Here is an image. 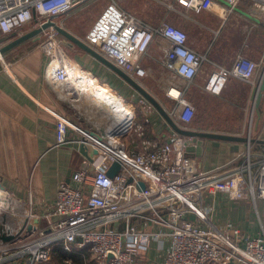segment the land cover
<instances>
[{"label": "built area", "instance_id": "2783aa9c", "mask_svg": "<svg viewBox=\"0 0 264 264\" xmlns=\"http://www.w3.org/2000/svg\"><path fill=\"white\" fill-rule=\"evenodd\" d=\"M88 1L0 0V34L31 22L41 26L51 18L59 23L63 14ZM225 1L226 16L242 8L264 24V0ZM176 4L200 13L217 7L220 0H174L169 6L175 9ZM41 35L46 36L40 46L49 56L44 74L49 84L65 82L74 65L83 68L67 53L66 41L54 26ZM156 37L169 42L164 48L167 67L185 80V88L176 80L169 86L167 94L177 101L171 115L176 121L190 122L195 106L184 97L185 89L211 59L189 45L186 30L167 21L152 25L113 2L82 39L143 84L148 75L143 58ZM56 46L58 54L52 52ZM212 63L205 89L215 95L222 94L232 78L252 82L257 70H264V58L258 62L245 54H239L231 66ZM8 72L16 78L11 69ZM120 104L127 113L123 122L110 118L104 122L103 117L93 120L87 131L57 114L55 145L92 144L97 158L83 159L81 168L73 172V183L61 182L55 200L43 205L44 212L0 187V264H58L53 253L57 246L69 253L86 251L97 264H140V256L154 240L165 251L161 264H264V223L257 232L245 231L232 221L216 224L215 207L206 205L208 197L218 194L264 201V146L257 147L264 140V123L256 136L250 134L245 151L206 169L187 152L193 137L176 132L169 140L147 138L143 122L122 100ZM141 104L144 112L154 108L144 98ZM182 108L188 118L178 116ZM69 129L83 134V139L70 138ZM116 160L122 168L110 176ZM63 261L75 264L72 256Z\"/></svg>", "mask_w": 264, "mask_h": 264}, {"label": "crops", "instance_id": "0c3cea01", "mask_svg": "<svg viewBox=\"0 0 264 264\" xmlns=\"http://www.w3.org/2000/svg\"><path fill=\"white\" fill-rule=\"evenodd\" d=\"M226 7L227 2L220 0V4L211 10H204L200 13L191 10L194 13L191 18L193 32L189 36V45L191 47L203 52L199 38L206 30L215 35L227 31L226 38L236 33L243 34L242 24L244 22H248L251 27H255L258 24L262 25L261 22L248 18L245 15L247 12L242 8H237L226 16ZM27 26L28 24L26 28L14 32L21 35L35 28L34 24L28 28ZM65 26L70 28L68 24ZM11 33L0 34V38L11 35ZM76 34L79 35V33ZM43 37L41 35L40 38H30L6 52L2 58L0 57V182L3 188L7 189L14 197L25 202L27 205L31 206L33 204V207L38 212H44L43 205L46 202L51 203L55 200L58 186L61 182L73 183V172L81 168L85 157L90 159L97 158L96 148L92 144L87 146V154H84L81 149L82 142H74L63 146L55 145L57 141V114L70 117L75 124L81 126L86 131L89 126L93 125V119L90 120L88 116L81 114L46 81L44 74L49 56L40 46ZM14 38H10L6 42ZM225 42L227 43L228 41ZM226 43L222 51L226 50L228 51V55H230L231 51L227 48L229 44ZM168 45L169 42L166 39L156 37L143 58L144 65L148 69V75L143 79V85L154 95L155 93L147 86L150 82V76L164 81V91L162 90L164 93L172 80H176L182 88H185V80L175 73L173 69L171 70L167 67L168 57L164 48ZM66 48L69 49L73 61L80 63L87 71L93 72L97 80L102 82V85L107 86L110 90L114 89V92L126 99V102L131 99L139 107L140 112L143 113L150 123L151 135H153L154 139L169 140L176 133L156 108H154V112H144L141 108V98L143 97L114 71L72 43L66 42ZM215 49L213 51L211 48L206 50L205 53H208L211 61L204 62L193 84L185 89L184 97L188 100L190 99L195 104H197V97L194 93L198 91L196 87H201L202 90L207 91L205 85L209 75L214 70L212 61L215 63L219 62L210 56V54L221 53L218 50V46ZM250 53L249 47L246 49L242 46L239 47L238 51L231 53L233 54L231 62L227 66H231L239 54L248 55ZM252 56L254 55L252 54ZM263 58L264 53H262L260 59H256V57L252 59L260 62ZM8 69L14 72L16 78L9 74ZM168 70L172 74L168 75ZM262 72L261 68L258 69L252 82L232 78L225 87L224 92L227 91L231 81H242L250 87L249 92L245 93V97L249 101L253 100L255 105L253 89L258 85ZM97 80L96 82H98ZM207 92L210 93L209 91ZM166 96L170 100H166L167 103H163V101L156 97L171 113L175 99L168 94ZM261 105L260 118L255 108L257 115L254 127L252 125L248 126V123L245 122L242 125L241 123L237 124L235 129L227 130L221 126H210L202 123L201 126L196 127L195 124L199 123H196L194 119L190 122L178 120L177 122L181 126L192 130L220 132L248 138L250 134L256 136L263 126L264 95ZM140 119L143 122L144 119ZM68 136L80 140L84 137L83 134L73 129L68 130ZM203 140H205V144L202 150H199V146L196 145L195 149L188 152V154L195 157L199 165L206 169L221 166L233 160L239 153L248 148V142L250 141L249 138L248 140ZM258 143V148L264 146V143L260 141ZM206 202L207 209H210L212 202L213 204L216 203L215 197L214 199L208 197ZM212 220L216 224L220 223L214 213ZM164 254L165 251L159 249V242L154 240L151 242L150 249L140 256L139 262L140 264H161Z\"/></svg>", "mask_w": 264, "mask_h": 264}, {"label": "rangeland", "instance_id": "374dc122", "mask_svg": "<svg viewBox=\"0 0 264 264\" xmlns=\"http://www.w3.org/2000/svg\"><path fill=\"white\" fill-rule=\"evenodd\" d=\"M113 2L151 24L159 25L162 22L167 21L186 30L189 36L193 32L191 18L193 17L194 13L191 10H187L177 4L175 9H171L169 4L170 2H174V0H170V2L166 0H90L72 8L69 12L65 13V15L63 14L64 16L62 15L59 18V23L66 28L68 27L65 25L68 24L70 27L68 29H72V32L75 31L76 33H79V35H81L80 37L83 38L89 29H91L97 18L101 15L102 11ZM245 15L250 18V16H248L246 13ZM33 24L35 25L36 23L31 22L28 24L27 28L31 27ZM24 28H26V26ZM242 28L244 30L243 34L240 35L239 33H236L226 38L225 35L227 34V31H224L222 34L219 33L220 35H215L209 30H206L199 38L201 49L205 53L208 48H211L213 51V49L218 46V50L221 53H216L213 55L210 54V56L213 59L215 58L216 61H219V64L226 66L231 62V57L233 55L231 53L233 51H238V48L241 46L245 49L249 47L251 53L247 55L248 57H256V59H260L262 53H264V24H258L255 27H251L248 22H244L242 24ZM45 37H43L42 40ZM225 41L228 42L226 43ZM225 43L229 44L227 48H229L231 51L230 55H228V51H222ZM66 51L70 56H72L69 49L66 48ZM252 54L255 57L252 56ZM167 74L170 75L172 72L168 70ZM149 79V84H147L149 89L155 93V95L161 101H163V103H167L166 100H168V98L166 94L169 87L164 93V81L162 79H155L151 76ZM97 81V83L102 84L100 80ZM196 88L198 91L194 94L197 97V104L189 99V101L195 106L193 119L196 121V123H199L195 124L196 127L206 124L210 126H221L228 130L235 129L237 124L240 123L242 125L247 122L248 126H253L255 124L257 114L255 112L254 101H249V99L245 97V93L247 94L249 92V85L242 81H231L227 91L219 96L211 95L207 91H204V89L202 90L201 87ZM111 90V92L120 99V102L122 100L123 103H126L129 110L135 112L138 120L140 118H142V120L145 118L143 113L140 112L139 107L131 99L130 101L126 102V99L122 98L120 95H118V93L116 94L114 89ZM176 102V100L173 102L174 105L171 109V113L175 111V108L177 107ZM73 106L85 116L90 114V112L87 111L81 112V110H79L75 105ZM122 109L124 108L122 107ZM154 111L155 109L151 107V112ZM212 199H214V197H212ZM215 200V204L212 202V205L215 207L214 214L216 215L218 221H220L219 224L221 225L228 221H232L245 231L257 232L261 227V223H264L263 200L258 199L257 202L252 199L232 200L225 194H218L215 196ZM54 262L58 264H64V261L60 263L61 261L58 259H54Z\"/></svg>", "mask_w": 264, "mask_h": 264}, {"label": "water", "instance_id": "95a60500", "mask_svg": "<svg viewBox=\"0 0 264 264\" xmlns=\"http://www.w3.org/2000/svg\"><path fill=\"white\" fill-rule=\"evenodd\" d=\"M250 18L257 20L254 18L251 14L246 13ZM260 22L259 20H257ZM54 26L56 30L61 34V36L64 37L65 41L68 43H72L76 46H78L83 51L87 52L91 56H93L95 59L103 63L105 66H107L109 69L114 71L119 77H121L124 81H126L130 86H132L144 99H146L149 103H151L154 108L163 116V118L167 121V123L172 127L173 130H175L177 133L193 137L192 144L187 147V152L193 151L197 146H199V150H202L204 148L205 140L203 139H222V140H243L248 138L239 137L232 134H225L220 132H210V131H197L192 130L189 128H185L181 126L175 118L171 115V113L167 110V108L162 104V102L154 95L152 94L142 83H140L138 80L133 78L131 75H129L127 72H125L122 68L117 66L115 63H113L111 60L106 58L103 54L98 52L96 49L91 47L89 44H87L82 37L78 36L74 32H72L70 29L64 27L63 25L59 24L51 18L50 20L43 23L41 26H37L34 29L25 32L24 34L18 35L17 32L11 33V35H6L4 37L0 38V56H3L6 52L14 48L15 46L27 41L30 38H40L42 31L49 27ZM14 39L10 40L9 42H6L10 38ZM264 95V70L261 74L260 81L258 82V85L254 87L253 89V98L255 100V108L259 115V118L261 117V110L260 105L261 101ZM93 134V133H92ZM261 143H264V140L260 141ZM195 143V145H194ZM81 149L84 152V154H87L86 149L87 145L83 142L81 143ZM95 152H97L95 150ZM122 168V163L119 160L114 161L113 165L109 169L110 176H114L117 174ZM143 187L145 186L144 183H142ZM0 187L3 188L2 183L0 182ZM10 237L4 236V239H9Z\"/></svg>", "mask_w": 264, "mask_h": 264}, {"label": "bare ground", "instance_id": "6f19581e", "mask_svg": "<svg viewBox=\"0 0 264 264\" xmlns=\"http://www.w3.org/2000/svg\"><path fill=\"white\" fill-rule=\"evenodd\" d=\"M59 49L52 48V52L59 53ZM54 88L71 105H75L81 112L87 111L90 120L108 118L123 122L126 111L122 109L120 99L114 95L110 88L96 82L89 72L75 65L70 69L67 80L63 83H54ZM177 93L176 90L173 91ZM109 116V117H108ZM178 116H186V108L178 112Z\"/></svg>", "mask_w": 264, "mask_h": 264}, {"label": "trees", "instance_id": "16d2710c", "mask_svg": "<svg viewBox=\"0 0 264 264\" xmlns=\"http://www.w3.org/2000/svg\"><path fill=\"white\" fill-rule=\"evenodd\" d=\"M143 124L145 125L146 127V137L147 138H153V135H151V128H150V123L145 120H143ZM54 259H58L60 260L62 263L63 259L67 256H72L73 259H74V262L75 264H96V261L94 259H91L90 258V255L85 251V255L83 254H80V253H69L68 251H66L65 249H63L62 246H57L55 249H54Z\"/></svg>", "mask_w": 264, "mask_h": 264}]
</instances>
